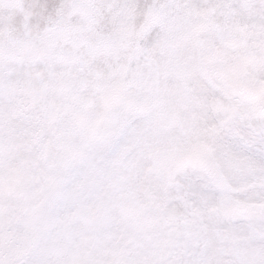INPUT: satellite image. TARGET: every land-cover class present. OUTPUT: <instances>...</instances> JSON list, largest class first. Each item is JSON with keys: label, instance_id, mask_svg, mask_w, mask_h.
Listing matches in <instances>:
<instances>
[{"label": "clouds", "instance_id": "clouds-1", "mask_svg": "<svg viewBox=\"0 0 264 264\" xmlns=\"http://www.w3.org/2000/svg\"><path fill=\"white\" fill-rule=\"evenodd\" d=\"M0 264H264V0H0Z\"/></svg>", "mask_w": 264, "mask_h": 264}]
</instances>
